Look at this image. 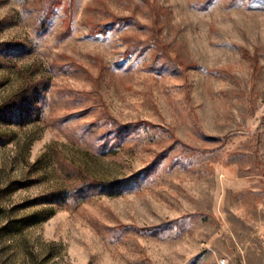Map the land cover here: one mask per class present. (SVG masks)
Instances as JSON below:
<instances>
[{
  "label": "rangeland",
  "instance_id": "obj_1",
  "mask_svg": "<svg viewBox=\"0 0 264 264\" xmlns=\"http://www.w3.org/2000/svg\"><path fill=\"white\" fill-rule=\"evenodd\" d=\"M264 264V0H0V264Z\"/></svg>",
  "mask_w": 264,
  "mask_h": 264
},
{
  "label": "built area",
  "instance_id": "obj_2",
  "mask_svg": "<svg viewBox=\"0 0 264 264\" xmlns=\"http://www.w3.org/2000/svg\"><path fill=\"white\" fill-rule=\"evenodd\" d=\"M221 264H227V262L225 260L221 261Z\"/></svg>",
  "mask_w": 264,
  "mask_h": 264
}]
</instances>
